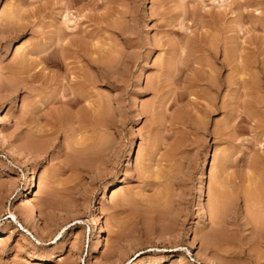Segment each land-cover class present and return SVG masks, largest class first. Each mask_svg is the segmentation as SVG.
Returning <instances> with one entry per match:
<instances>
[{"label": "rangeland", "instance_id": "obj_1", "mask_svg": "<svg viewBox=\"0 0 264 264\" xmlns=\"http://www.w3.org/2000/svg\"><path fill=\"white\" fill-rule=\"evenodd\" d=\"M263 228L264 0H0V264H264Z\"/></svg>", "mask_w": 264, "mask_h": 264}, {"label": "bare ground", "instance_id": "obj_2", "mask_svg": "<svg viewBox=\"0 0 264 264\" xmlns=\"http://www.w3.org/2000/svg\"><path fill=\"white\" fill-rule=\"evenodd\" d=\"M7 48H8V46H7ZM6 48V49H7ZM79 51V50H78ZM106 59V58H105ZM241 59V58H240ZM109 61V60H108ZM236 64V63H235ZM105 67V66H104ZM80 71V70H79ZM82 71V70H81ZM82 73V75H83V73L84 72H81ZM76 74H78V72L76 73ZM212 74V73H211ZM84 75H86V74H84ZM91 75V74H90ZM80 76V75H79ZM85 77H88V76H85ZM84 76H83V82L84 81H86L87 79L85 78ZM80 78V77H79ZM15 80V79H14ZM89 81V80H88ZM24 83H27V82H24L23 81V84ZM77 84V83H76ZM15 85V84H14ZM19 85V84H18ZM17 86V85H16ZM9 87H11V86H9ZM79 87V86H78ZM82 87V86H81ZM80 87V88H81ZM84 88V87H83ZM82 88V89H83ZM78 90H79V88H78ZM74 92V91H73ZM72 92V93H73ZM75 92L77 93V92H79V91H77V90H75ZM75 92H74V95H75ZM82 93V92H81ZM74 98V97H73ZM73 98L71 99V100H73ZM77 98V97H76ZM77 100V99H76ZM80 101V100H79ZM67 102V101H66ZM71 102V101H70ZM67 103H69V102H67ZM65 104V103H64ZM89 108V107H88ZM84 109V108H83ZM93 112V111H92ZM75 115V114H74ZM101 122V121H100ZM102 123V122H101ZM97 125V124H96ZM99 126H100V124H99ZM95 137H96V134L94 135ZM37 137V136H36ZM39 137V136H38ZM98 139V138H97ZM2 140V139H1ZM33 140H35V139H33ZM42 140V139H41ZM92 140V139H91ZM29 141H31V143L32 144H29L30 142ZM29 141H27V143L29 144V145H31V146H34V147H39V144H37V142L36 141H32V140H29ZM99 143V142H98ZM103 143V142H102ZM101 143V144H102ZM76 144V143H75ZM74 145V144H73ZM77 145V144H76ZM90 145V144H89ZM103 145V144H102ZM141 145V144H140ZM140 145L138 146V148L136 149V153H135V155H136V157H134L136 160H138L139 158H140V156H141V153H142V150H141V148H140ZM98 146V145H97ZM104 146V145H103ZM100 147V146H99ZM74 148V147H73ZM77 148V147H76ZM87 148V147H86ZM90 149V148H89ZM94 149V148H93ZM91 150V149H90ZM101 151V150H100ZM88 152V151H87ZM97 152V151H96ZM90 153H92V152H90ZM82 154V153H81ZM98 155V154H97ZM206 155V154H205ZM205 158V157H204ZM135 160V161H136ZM204 161V160H203ZM210 164V163H209ZM40 166V165H39ZM210 166V165H209ZM208 169V168H207ZM202 170V169H201ZM38 171V170H37ZM205 172V171H204ZM36 174V173H35ZM201 174V173H200ZM30 177H29V179L27 180V182L25 183V189H24V193L22 194V198H21V201H22V203H23V206L25 207V208H27V217L29 218V219H34V215H35V211H34V209H33V207H32V205L30 204V202H29V198H28V195H29V193L31 192V190H32V182H31V180H33L34 179V175L31 173L30 175H29ZM202 176V175H201ZM203 181V180H202ZM201 182V181H200ZM218 186V185H217ZM254 187V186H253ZM113 188V187H112ZM116 188H119V187H116ZM200 188H202V187H200ZM117 191H119V190H116V189H112V194H111V196H113L114 194H116L117 193ZM218 191V190H217ZM250 191V190H249ZM198 192V191H197ZM200 192V191H199ZM256 192V191H255ZM215 194V193H214ZM249 194V193H248ZM250 194H251V192H250ZM223 195V194H222ZM104 196V195H103ZM202 196V195H201ZM250 196V195H249ZM253 196H254V194H253ZM106 198V196L104 197V199ZM217 198H219V196L217 197ZM32 199V198H31ZM30 199V200H31ZM164 199V198H163ZM215 199H216V197H215ZM253 199V198H252ZM255 199V198H254ZM217 200H219V199H217ZM217 200H215V201H217ZM249 200V199H248ZM251 200V199H250ZM262 200V199H261ZM255 201V200H254ZM218 202V201H217ZM248 202V201H247ZM250 202H252V201H250ZM259 202V201H258ZM31 203H33V201H31ZM202 203V202H201ZM205 203H206V201H205ZM204 203V204H205ZM216 204H218V203H216ZM254 204V203H253ZM258 204V203H257ZM202 205V204H201ZM206 205V204H205ZM252 205V204H251ZM35 206V205H34ZM203 206V205H202ZM216 206V205H215ZM204 207V206H203ZM252 207V206H251ZM254 207V206H253ZM252 207V208H253ZM217 208V207H216ZM21 209H23V208H21ZM203 209V208H202ZM204 210V209H203ZM23 211H25V210H23ZM37 211V210H36ZM260 212H261V210H260ZM204 213V212H203ZM251 213V212H250ZM261 213H263V212H261ZM9 214H10V217L12 218V219H14V220H16V221H18L17 220V216H16V214L13 212V211H9ZM25 215V214H24ZM256 215H258V212H257V214ZM40 216V215H39ZM259 216V215H258ZM27 217H26V219H27ZM256 218V217H255ZM214 219V218H213ZM258 220H259V218H258ZM262 220V219H261ZM30 222H31V220H29ZM37 221H38V218H37ZM36 221V222H37ZM97 221H98V217L97 216H95L94 215V222L97 224ZM263 221V220H262ZM258 223H259V221H258ZM262 224V223H261ZM20 226L22 227V228H24V226L22 225V223H20ZM258 226V225H257ZM263 226V225H262ZM188 227H189V225H188ZM187 227V229H189ZM256 227V226H255ZM36 228V227H35ZM40 228V227H39ZM257 228V227H256ZM260 228V227H259ZM264 229V228H263ZM190 230V229H189ZM260 231V230H259ZM259 233V232H258ZM261 233V232H260ZM261 234H264V232H262ZM261 234H260V236H261ZM184 235H185V233H184ZM258 236V235H257ZM264 236V235H263ZM99 237L98 236H95V240L92 242V245H91V251H96L97 250V247H98V244H99V239H98ZM188 238V237H187ZM256 238V237H255ZM192 239V238H191ZM194 246V245H193ZM202 252H204V251H202ZM95 253V252H94ZM200 255V254H199ZM136 259L137 258H135V259H133V261H132V263L133 264H135V262H136ZM213 261V260H212ZM212 264V263H211ZM218 264V263H217Z\"/></svg>", "mask_w": 264, "mask_h": 264}]
</instances>
